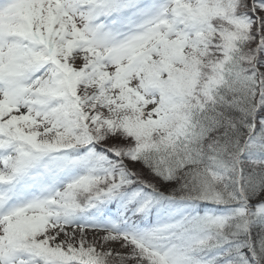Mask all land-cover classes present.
Returning <instances> with one entry per match:
<instances>
[{"label": "snow or ice", "instance_id": "6c2138e0", "mask_svg": "<svg viewBox=\"0 0 264 264\" xmlns=\"http://www.w3.org/2000/svg\"><path fill=\"white\" fill-rule=\"evenodd\" d=\"M0 264H264V0H0Z\"/></svg>", "mask_w": 264, "mask_h": 264}]
</instances>
